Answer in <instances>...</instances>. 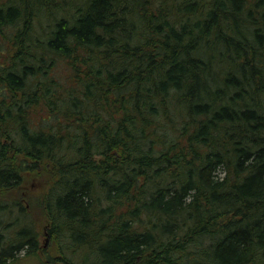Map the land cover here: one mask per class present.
Wrapping results in <instances>:
<instances>
[{"label":"trees","instance_id":"16d2710c","mask_svg":"<svg viewBox=\"0 0 264 264\" xmlns=\"http://www.w3.org/2000/svg\"><path fill=\"white\" fill-rule=\"evenodd\" d=\"M38 214L58 263L264 264V0H0V264Z\"/></svg>","mask_w":264,"mask_h":264},{"label":"rangeland","instance_id":"374dc122","mask_svg":"<svg viewBox=\"0 0 264 264\" xmlns=\"http://www.w3.org/2000/svg\"><path fill=\"white\" fill-rule=\"evenodd\" d=\"M37 179L33 176L30 177V179L25 183L24 191L26 192L30 190L33 193H37L36 187L37 185ZM34 190V191H33ZM33 220V225L37 231V249L35 255H29L27 257L24 256V251H21L18 253L20 261L16 262L15 264H51L50 260L55 259L54 263L56 264H63L55 262L58 260V257L61 256V254H58V245L56 242H58L59 245L65 246V241L56 239L55 241L52 240L50 234L48 233V227L45 218H43L40 214L31 216ZM67 250L64 249V252ZM69 256L71 257L70 253ZM72 254V253H71ZM80 254V253H78ZM83 254V252L81 253ZM79 258L81 255H78ZM73 256L72 261L77 262V257ZM77 260V261H76ZM14 264V263H11Z\"/></svg>","mask_w":264,"mask_h":264}]
</instances>
